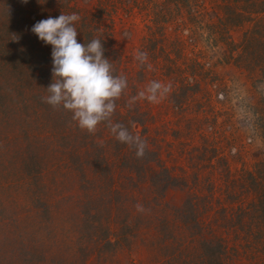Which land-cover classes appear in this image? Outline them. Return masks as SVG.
Masks as SVG:
<instances>
[{
  "label": "trees",
  "instance_id": "1",
  "mask_svg": "<svg viewBox=\"0 0 264 264\" xmlns=\"http://www.w3.org/2000/svg\"><path fill=\"white\" fill-rule=\"evenodd\" d=\"M12 7V4L5 7L11 13L9 19H17V12L12 11ZM208 11L212 12V18L205 17ZM39 13L40 17L46 16L45 11ZM151 13L144 23L145 34L137 52L153 56L162 51L167 55L165 46L176 49L179 40L168 41L165 30L171 24L175 33L173 37L183 34L189 44L197 47V58L188 61L184 73L180 64L174 61L167 67H160L161 76L164 78L168 74L173 80L171 90L162 99L163 107L167 103L177 113L192 102V110L200 108L207 111L206 115L197 119L187 118L185 127H156L155 134L159 135L153 137L147 132L153 114L136 101L126 102L124 91L116 101L111 121L123 125L132 135L146 141L142 158H137L133 146L119 142L106 122L99 124L94 134L81 130L76 124L66 127L69 131L57 125L58 141L63 140L67 145L64 153L71 161L70 165L65 164L63 171L70 176L68 186L83 189L86 193L78 199V207L72 202V211L68 206L63 209L67 212L55 214L47 209L50 205L47 198L56 194L47 195L43 191L47 188L46 176L54 174L56 167L46 161V151L41 152V148L38 150L35 146L19 162H9L16 172L27 177L26 190L30 192L32 212L38 217V222L52 223L50 230L60 229L57 235L47 238L51 242L25 241V247L21 242H0V256L8 254L11 258L9 264L37 262L46 259L44 256L48 253L66 254L70 246L66 240L69 238L98 234L103 239L112 218L115 220L116 216L122 215L118 220L124 223L132 215L128 210L135 212V218L139 220L137 225L149 224L156 234L153 245L162 254L157 264H264V100L259 98L254 88L249 89L246 92V108L251 111L253 119L246 116L237 119L228 104L230 100L224 81L229 71L237 70L252 85L258 81L264 85V0H162L159 4L153 3ZM84 32V36L78 37L80 43L86 44L92 38H99L98 34L89 38ZM36 42L39 44L40 41ZM106 42L109 44V39ZM20 44L23 49L19 54L25 53L26 59L23 60L27 70L30 68L34 72L28 70L29 75L20 76L21 73H14L16 68L13 64H9L14 69L7 78L16 89L13 114L22 117V126L31 127L29 115L32 112L25 109L28 102L33 103L30 108L34 112L38 108H53L42 99L48 94L45 88L52 81L48 71L51 68L43 67L44 62L52 63L51 45L43 44L44 50L40 47L32 49L30 39L24 35L20 37ZM102 44L104 55L110 59L115 74H124L118 71V53L107 49L103 40ZM36 70L49 78H40ZM137 75L142 74L139 72ZM35 76L39 78L38 85L31 82ZM20 84L23 89L16 87ZM209 96L213 99L210 100ZM213 101L218 105L216 109L213 108ZM181 114L176 117L177 121L182 118ZM68 120L71 125V115ZM244 121H249L253 132L251 137H245L248 140L246 144L258 139L260 146L250 167L241 161L239 168L232 169L228 157L239 161L247 150L237 136L227 139L224 133L227 128L228 132L240 130L238 124L245 125ZM198 122L209 129L199 132L197 141L191 142L189 137L184 136L175 137L176 142H173L175 139L168 141L164 138L168 130L177 135L190 129L193 131L191 125H194L196 131ZM244 128L247 129L246 126ZM64 131L68 132L66 139H63ZM27 143L33 142L27 140ZM228 143L235 147L230 156L224 153V144ZM59 151L62 153L61 149ZM169 157L173 162L167 163ZM117 180L119 183L115 188L113 204L109 195ZM170 188L184 191L178 207H169L161 200ZM132 193L136 200L135 197L129 198ZM138 203L144 206V212L137 211ZM112 208L114 211L110 212ZM209 211L211 213L204 222L203 217ZM100 218L105 219L107 224L99 221ZM45 227L41 225V230L44 231ZM122 228L119 226V232H123ZM193 238L197 239L196 248L190 243ZM91 242L95 243L94 240ZM113 244L108 238L105 241L106 246ZM95 247L100 249L101 246L97 243ZM84 248L85 245L75 247L72 253L76 254ZM254 251H257L256 255ZM50 261L49 257L45 264H51Z\"/></svg>",
  "mask_w": 264,
  "mask_h": 264
},
{
  "label": "rangeland",
  "instance_id": "2",
  "mask_svg": "<svg viewBox=\"0 0 264 264\" xmlns=\"http://www.w3.org/2000/svg\"><path fill=\"white\" fill-rule=\"evenodd\" d=\"M162 0H62V1H47V0H27V3H23L22 0H0V242L1 243H14L21 242L24 247L26 246L25 241H49L51 242V236L58 234L60 229H51L52 223L41 224L39 223L38 217L32 212V202L26 186L28 183L27 177L22 175V173L16 172L9 162H14L15 160L19 162L21 158H25L26 153L30 152L35 148V146L40 149L41 152H45L46 161L52 163L55 167L54 174H49L46 176V186L43 191L44 194H56V196L48 197L47 205L49 211H53L55 214L58 212H67L63 209L70 208L72 202L78 207L79 200L82 194L86 193L83 189H78L76 187L68 186L69 175H66L64 171L65 164L70 165L71 161L67 158L64 153L66 148L64 142L58 141L59 137L56 130L57 125L61 128L70 127L76 124L74 121L69 125L68 117L72 114L63 109H50L48 106L46 110H40L39 108L34 111L31 110L30 106L33 103L30 101L27 103L25 108L28 112L31 111L32 114L29 115V120L31 121L30 126H22L24 121L22 117L19 118L17 115L13 114L16 107L12 104L15 100L13 98L16 89L9 82L10 79L7 77L10 75L12 68L10 65L16 68L14 73H21L20 76L29 75L30 72H34L32 69L28 68L27 64L23 59H26L25 53L19 54L23 45L20 44V37H28L31 42L32 49L40 47L44 50L42 41L30 31L31 27L38 21L46 19L49 16L58 17L60 13L70 14L77 13L80 16V20L75 22V27L77 28L78 37H82L83 32L88 33L89 38L92 36H97L101 38L107 49H113L120 58L118 61V71L124 73L123 75L127 77L128 87L124 90L126 94V102L132 101L133 97H137L138 93L143 90L150 81H160L166 85H172L173 80L170 79L168 74H165L164 78L161 76L162 71L160 67L171 64L174 61L180 64L182 67V73L185 72V67L189 60L196 59V49L192 44H189L185 35L177 34V37H173L175 34L173 31V24L166 27V33L168 34V41L174 40L178 42L177 48L172 49L170 46H165V52L161 51V54L150 56L147 53V61L144 64H139L140 62L135 61L134 56L137 53V48L141 45L143 41V35L145 34L144 23L151 17V6L153 3L159 4ZM12 4V11H16L17 19H9L11 13L5 8L6 5ZM59 5H63L62 7ZM207 10H210L209 8ZM8 11L6 14L5 12ZM45 11V17H40V13ZM20 17V19H19ZM207 18H212V12L208 11L205 15ZM3 20V21H2ZM84 32V33H85ZM84 36V34H83ZM109 39L110 43L107 44ZM39 40V44L36 42ZM168 45V44H167ZM30 46V45H28ZM41 50V51H43ZM28 51V49L26 50ZM51 52V51H49ZM116 61V60H113ZM10 64V65H9ZM10 66V68H8ZM44 68H52V63L44 62ZM51 74V70H48ZM166 71V69H164ZM45 72V71H44ZM142 75L138 76V73ZM36 75L42 79H47L49 77L42 75L39 71H35ZM136 73V74H135ZM144 74V75H143ZM52 78V76H51ZM38 79L35 78L31 81L33 84L38 85ZM52 80V79H51ZM228 89V98L230 100L229 105L233 111L234 117L237 119L241 117L252 118L253 115L251 111L247 110L246 103L248 97L246 92L249 89L254 88L260 99L264 100V87L262 82L258 81L253 85L250 80L245 79L237 70L234 72L231 70L227 73L224 78ZM32 85V84H30ZM34 85V86H35ZM22 84L16 86L20 87ZM14 87V88H12ZM32 87V86H31ZM24 88V87H23ZM22 88V89H23ZM212 93H210V96ZM130 96V99H128ZM210 100L213 97H210ZM138 104L145 109H148L150 113L153 114V121L149 124L147 132L153 137L158 136L155 134L154 128L156 127H170L174 128L178 125L184 126L187 122V118H203L207 111L192 110L191 104L186 109L181 112H173L170 106L166 103L163 107V100L159 103H152L146 99H136ZM29 103H32L29 105ZM11 104V106H9ZM29 105V106H28ZM205 108L209 106L204 105ZM218 105L213 101V108L216 109ZM195 109V108H194ZM52 112H51V111ZM189 110L190 112L186 111ZM214 110H211L213 112ZM46 112V113H45ZM182 113V118L177 121L176 117ZM209 115V113H207ZM16 116V117H15ZM210 117V116H209ZM27 118V117H25ZM253 119V118H252ZM23 122H22V121ZM72 120V118H71ZM59 122V124H58ZM201 122V121H200ZM200 122L197 123L196 131L194 125L193 131L188 130V132H181L177 135H173L171 130H168L164 135L165 139L168 141H173L175 137H189L191 142L197 141V136L199 132L209 129L208 127H203L204 124ZM245 125L241 122L238 124L240 130L225 131L224 135L227 139L232 138V136H237L244 143L247 150L246 154L242 153V158L239 161L233 159L229 160V165L233 169L239 168L241 161L245 166L250 167L257 154L256 149L260 146L258 139L252 140L251 144H246L248 140L245 137H251L253 135L252 127L249 121H244ZM243 126V127H242ZM247 127V129L244 128ZM66 128V130L68 129ZM169 129V128H168ZM69 131V130H67ZM66 131V132H67ZM190 134V135H189ZM63 139L68 137V132L62 133ZM186 135V136H185ZM248 135V136H247ZM66 137V138H65ZM191 137V138H190ZM32 141L33 143H27ZM175 139L173 142H176ZM177 144V143H176ZM175 144V145H176ZM46 149H43V148ZM225 155H231L234 152L235 147L231 144H224ZM61 149L62 153H59ZM18 150V155H17ZM27 150V152H25ZM245 150V149H244ZM167 160V163L173 162L171 157ZM58 164L60 166H58ZM63 164V165H62ZM61 171V173H60ZM47 175V174H46ZM214 177V176H213ZM61 182H65L60 184ZM119 180L113 183V191L111 192V201L115 204V197L118 188ZM82 187L84 184H81ZM57 187V188H56ZM25 190V191H23ZM42 193V192H41ZM42 196V195H41ZM136 196L134 193L129 194V198ZM184 197V191L179 188H170L164 192L162 201L165 202L169 207L180 206ZM43 198V196H42ZM228 206L226 203H224ZM69 211H72L70 208ZM114 211V208L109 210ZM132 215L128 216V219L124 223L119 222V218L122 215L116 216L117 218L110 222L108 227L109 231L106 233L105 238H100L98 234L90 235L80 238H69L66 243L70 246L65 254H45L44 260L37 262L22 261L21 264H45L48 258L52 259L51 264H157L156 262L160 260L162 254L154 248V243L156 242V234L150 228V225L144 223L138 224L139 220H136L135 215L132 211L128 210ZM210 211L206 216L205 213L202 215L203 221L208 219ZM115 217V216H114ZM99 221L107 224L105 219L101 218ZM178 222V221H177ZM63 225L66 223H62ZM27 225V226H24ZM40 225V227H39ZM41 225H45V230H41ZM105 226V225H104ZM119 226L123 227V232H119ZM25 227V228H24ZM32 229V231H30ZM181 229V228H180ZM51 231V233H50ZM100 233V232H99ZM179 233V232H178ZM102 234V233H101ZM85 236V234H84ZM40 237L42 240H40ZM50 237L49 239H47ZM180 237V233H179ZM107 238L114 243L113 245L106 246L105 241ZM92 240L95 241L91 242ZM48 243V242H45ZM53 243V242H52ZM99 243L100 249H96V244ZM191 245L193 248L198 246L197 239L193 238L191 240ZM80 244V245H77ZM103 244V245H102ZM230 243L228 242V245ZM76 245V246H75ZM82 251H75V247L84 246ZM9 246V245H8ZM257 251H254V255ZM57 256L61 257L58 258ZM8 254H2L0 256V264H9L11 260ZM83 259V260H82ZM79 261V262H78ZM49 264V263H47Z\"/></svg>",
  "mask_w": 264,
  "mask_h": 264
},
{
  "label": "clouds",
  "instance_id": "3",
  "mask_svg": "<svg viewBox=\"0 0 264 264\" xmlns=\"http://www.w3.org/2000/svg\"><path fill=\"white\" fill-rule=\"evenodd\" d=\"M22 2L27 3V0ZM79 20L80 16L75 12L60 13L58 17L49 16L36 22L30 29L40 41L51 45L52 81L45 88L48 94L42 99L54 109L70 112L76 125L90 134L97 131L99 124L106 122L116 139L133 146L137 158H142L146 141L111 121L116 101L128 87L127 77L115 74L110 59L104 55L101 39L92 38L86 44L77 41L75 22ZM135 59L144 64L148 59L147 53L138 51ZM170 90L171 85L150 81L131 102L146 99L159 103ZM136 209L145 211L139 203Z\"/></svg>",
  "mask_w": 264,
  "mask_h": 264
}]
</instances>
